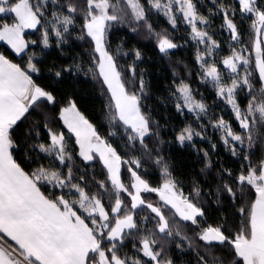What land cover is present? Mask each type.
<instances>
[{"label":"snow or ice","instance_id":"obj_1","mask_svg":"<svg viewBox=\"0 0 264 264\" xmlns=\"http://www.w3.org/2000/svg\"><path fill=\"white\" fill-rule=\"evenodd\" d=\"M197 2L198 0H146L145 4L141 0H80L79 3L77 0H63V3L60 0H0V18L13 17L11 23H0V41L6 42L16 55L26 54L29 43L35 44L36 41H26L22 33L25 29H37L45 19L48 6L53 5L56 7L51 12V20L48 23L51 34L57 37L59 46L67 43L77 15H82L81 34L76 38H90L94 43V52L99 54L96 67L114 104L112 120L122 122L131 130L132 134L128 137L130 141L139 138L143 143V138L151 133V121L141 112L139 96L127 90L115 58L106 47V36L114 23L126 21L129 12L132 21L144 22L149 32H153L152 25L147 22L149 11L162 13L173 28L177 26L179 14L191 29L190 39L205 46L204 51L197 48L196 53V62L203 69V79L211 82L217 97L231 107L244 134L235 132L223 117L215 120L212 126L223 133L221 140L234 157H239L243 151V159L250 161L249 155L243 149L246 140L248 147H252L257 121L250 117L259 113L260 121L264 123V39L261 38L264 37V0H234L232 3L212 0L216 9L212 14L223 15L221 28L229 32L232 41L240 40L239 29L233 19L237 3L241 18L251 19L249 27L254 34L252 49L256 53L255 68L260 81L258 94H253V73L247 70L251 63V54L246 56L244 52L248 49L237 50L233 47L231 55L222 60L225 69L233 74L230 83L224 82L223 74L215 63L209 64L205 60V56H211L219 45L205 28L200 27L209 24V18L199 12ZM132 30L136 31V28ZM154 34L161 53L167 55L168 50L178 47L167 34ZM49 35L48 29L41 34L40 43L44 48L49 46ZM33 56L35 53L29 55L26 68H22L0 54V264H143L137 256L119 254L125 238L134 235L138 228L137 221L134 220L135 210L146 206L158 217L156 227L159 233H166L171 237L173 232L169 219L159 207L146 204L140 196L141 191L157 193L160 200L165 205H170L181 220L199 226L198 218L204 216L202 207L183 193H177L176 181L163 158L157 157L155 161L161 165L163 184L158 188L150 187L146 180L129 168L133 180L130 191L121 182V157L111 145L97 135L93 125L77 110L71 100L66 107L61 108L60 118L68 130L75 134L80 157L90 161L94 158L92 154L96 153L107 168L108 179L116 192L111 213L105 210L99 198L95 195L90 197L79 184L71 183L73 170L67 162L72 156L67 151L64 134L54 132L47 123L44 127L47 129L50 143H38L33 147L38 148L41 153L53 156L60 165L68 166L67 175L55 168V165L52 168L41 165L28 172L17 163L12 150L18 147L14 135L19 127L18 122L26 118L30 110L38 109L42 103L56 102L55 96L33 79L31 74L40 71L33 63ZM135 56L137 60L140 59V52L136 51ZM76 67L79 68V65ZM241 67L245 69L243 74L239 70ZM128 70L132 73L134 82L135 63L129 65ZM72 71L71 67L63 68L56 71L55 76L59 78L62 73ZM139 85L143 93L145 81L142 76ZM244 89L248 90L250 99L246 108L242 109L237 97L239 91ZM176 93L179 94L176 104L178 112L186 108L197 118L206 114L207 106L192 96L187 84L181 82L173 95ZM181 100L182 104L179 103ZM32 130L29 129V135ZM36 135H40L38 130ZM200 135L189 125L180 131L176 139L183 145L185 141H192L194 136ZM215 147L213 145V149ZM204 156L205 166L202 171L211 167L206 151ZM125 162L140 167L139 160ZM218 178L222 183L217 184V200L222 192L227 193L233 201L243 198L251 191H254L255 196L248 201L247 207L238 209L246 220L241 222L240 228L233 235L225 232V225H209L197 233L208 252V256H205L197 251V264H209V257L213 264H223L220 257L212 254L214 245L231 246L236 258L231 264H264V160H261L258 166L251 163L246 167L242 166L238 174L223 168L218 173ZM42 185H52L54 189L61 190L74 189L79 193V198L68 199L63 194L52 198L42 191ZM100 187H105L103 181L100 182ZM193 191L199 198L201 189L194 187ZM121 192H127L130 196V209L125 207L120 197ZM176 235L180 236L181 240H188L189 247H192L189 237L181 235L179 231ZM157 243L154 236H144L139 241V248H136L135 244L133 248L148 258L151 264H174L173 259L166 255L163 246L159 249L155 247ZM176 246L182 247L180 244Z\"/></svg>","mask_w":264,"mask_h":264},{"label":"trees","instance_id":"obj_2","mask_svg":"<svg viewBox=\"0 0 264 264\" xmlns=\"http://www.w3.org/2000/svg\"><path fill=\"white\" fill-rule=\"evenodd\" d=\"M60 2L63 3V0ZM77 2L79 3L80 0ZM141 2L146 4V0H141ZM224 2L232 3L234 0H224ZM55 7L49 5L41 25H38L34 31L23 35L26 41H36L35 44L29 43L26 54L17 57L5 44L0 42V54L22 68H26L29 55L35 53L33 63L40 71L31 75L36 83L50 91L56 98L54 104L44 102L38 109L30 110L26 114V118L18 122L19 127L14 134L18 141V147L12 150L17 163L28 172L41 165L50 168L55 165V168H59L65 175H67L68 166H70L73 170L71 183L79 184L88 195H101V181L104 182L105 187H109L105 169L97 161L85 162L79 157L74 137L61 122L60 110L66 107L68 101L71 100L75 103L77 110L93 125L97 135L116 150L124 163L132 160L140 161L138 173L151 187L157 188L161 185V172L155 163L157 157H161L169 166L172 177L176 181V187L183 195L192 198L195 195L193 188L201 189L197 203L202 207L204 216L198 218L199 226L196 230L209 225H225V232L233 235L240 228L241 222L246 220V217L242 216L238 209L247 207L248 201L254 199L255 193L254 191L248 192L243 198L233 201L227 193L222 192L217 200V184L222 183L218 178V173L223 168H228L234 174H238L242 166L246 167L249 163L254 166L259 165L264 157V124H259L260 126L255 128L257 131L256 135H253L252 147L249 148L246 142L243 146L250 161L243 159V151L239 157H234L221 140L223 133L212 126L213 122L223 117L235 132L244 133L240 130L231 109L203 80L201 70L196 62V48L190 41L188 30L183 26H178L174 30L161 16L152 15L149 11L147 22L152 25L153 31H166L173 37L172 41L178 45L167 55L159 51L153 40L140 39L127 26L113 25L106 36V47L115 58L118 71L121 72L122 79L126 82V88L137 95L139 93L141 112L150 119L151 130L153 129V133L143 139L142 145L138 140L130 141L128 137L131 133L118 120L115 122L112 120L114 109L98 75L97 55L93 50L91 39L88 37L82 40L76 38L81 34L83 16L77 15L67 43L58 46L57 37L51 34V27L48 23ZM197 7L202 15L209 18L208 26L215 32L214 40L219 45L216 51L220 58L230 55V46L233 45L236 48L248 42L252 32L249 27L251 19L241 18L238 3L233 19L238 26L240 40L234 44H232L229 32L221 28L223 15L212 14L216 11L212 0H198ZM5 21L11 23V20L5 17L0 18V23ZM45 29L50 32L47 48H44L40 43L41 34ZM136 51L141 54V58L138 60L135 56ZM177 62L184 68L177 67ZM133 63L136 67L134 86L131 85L133 83L132 73L128 70L129 65ZM76 65H79V68ZM67 67H71L73 71L64 72L59 78L55 76L56 71ZM220 70L222 69L220 68ZM141 76L145 81L143 93H141L139 85ZM181 82L189 86L192 96L197 101H202L207 106L206 114L197 118L195 114L188 112L185 108L182 112L177 111L176 104L179 94L173 95V93L176 92V87ZM259 86V81H256V87L259 88ZM243 92L238 94L237 99L241 108L245 109L250 96ZM179 103L182 104V101ZM45 123L54 132L64 134L67 151L72 156V159L67 162L68 166L60 165L53 156L41 153L38 148L33 147L38 143H50L47 129L44 127ZM189 125L201 135L194 136L192 141H185L181 145L176 137L184 127ZM29 129H33L30 135L28 134ZM37 130L40 133L39 137L36 135ZM213 145L216 146L215 149H213ZM198 149L200 151H197ZM205 151L208 153L211 167L202 171L205 166ZM121 179L123 183H128L125 168L121 170ZM41 188L46 195H50L52 198L63 194L66 190V188L63 190L54 189L51 185H42ZM69 196L72 195L65 194L68 199ZM136 219L139 221L140 218L137 216ZM142 219L145 220V217ZM147 223L144 227L145 230L152 226V222L148 221ZM133 244L136 245L132 240H127L120 247L119 254L121 256H137L143 261V264H151L140 254L133 252ZM177 244L182 247L178 248ZM197 251L200 255L208 256L198 249L189 247L186 241L174 239L168 246L167 256L173 259L174 264H197ZM212 254L220 257L223 264H231L236 259L230 245H214ZM211 261V257H209V264Z\"/></svg>","mask_w":264,"mask_h":264},{"label":"rangeland","instance_id":"obj_3","mask_svg":"<svg viewBox=\"0 0 264 264\" xmlns=\"http://www.w3.org/2000/svg\"><path fill=\"white\" fill-rule=\"evenodd\" d=\"M175 7V6H174ZM150 13L152 15L156 14L158 16H161L167 23V18L162 14V13H157L155 10H152L150 11ZM5 18L11 20V22L13 21V17L12 16H6ZM177 19H178V23H177V26L176 28H173L169 23V26L176 30L178 28V26H183L184 28H186L188 30V35H189V38H190V32H191V29L188 25H186L184 22H183V18L181 15H177ZM113 25H119V26H127L129 27L131 30L133 28H136V31H133L140 39H143V40H153L155 42V44L157 45V37L155 36L154 33H165L167 34L171 39L173 38L170 34H168L166 31L164 30H160V31H153V32H149L147 27L145 26V23L144 22H135V21H132V18H131V15H130V12H129V16L127 17L126 21L124 23H114ZM200 27H203L205 28V30H207L209 32V34L212 36V38L214 39V31L212 30L211 27L207 25H202ZM35 29H25L24 32L22 33V35H24L25 33L27 32H32L34 31ZM262 39H264V37H261ZM253 39H254V34L253 32H251V36L248 40V42L243 45V46H240L239 47H236L237 50H241V49H248L247 52H244V55L248 56L249 54L250 55V60H251V63L250 65L248 66V71H251L253 73L252 75V83L254 85V92L253 94H258L259 93V89H260V86L259 88L256 87V81H259V74H258V71L256 70L255 68V57H256V53L255 51L252 49V44H253ZM190 41L194 44L195 48H196V53H197V48H199L201 51H204L205 50V46L204 45H199L197 44L195 41H193L192 39H190ZM2 42L3 44H5L9 49L10 51L17 57L21 56V55H16L15 52L11 49L10 46H8L6 44V42H3V41H0ZM236 43V41H232V44ZM93 44V49H94V43L92 42ZM158 47V46H157ZM233 47L235 46H230V52L232 53V49ZM159 49V48H158ZM175 49V48H174ZM174 49H170L168 50V52H171L172 50ZM218 48H216L214 51H213V54L211 56H205V60L211 64V63H215L216 67L220 70V68L222 70L221 73L223 74V79H224V82L225 83H230V77L233 75L231 74L227 69H225L223 63H222V60L225 58H220L219 55L217 54V50ZM230 53V55H231ZM163 54V53H162ZM97 55V61L99 59V54L96 53ZM165 55V54H164ZM176 66L177 67H180V68H184L182 67L183 65L180 64V63H176ZM200 70H201V74H202V77H203V69L201 68V66L198 64ZM240 72L241 74H243V72L245 71V69L243 67H241L240 69ZM99 75V73H98ZM188 76V75H187ZM189 77V76H188ZM102 80V78H101ZM204 80V79H203ZM205 81V80H204ZM103 82V80H102ZM206 82V81H205ZM208 85L210 86L211 89L214 90V92L216 93V90L215 88L213 87V84L211 82H207ZM104 84V83H103ZM186 84V83H185ZM259 84H260V81H259ZM131 85H135V82L131 83ZM104 87L109 95V98L111 100V95L110 93L108 92V89H107V86L104 84ZM130 93H132L129 89H127ZM242 91L245 92V94H248V90L247 89H244V90H241L239 91L238 94H240ZM243 92V93H244ZM138 96H139V93H138ZM182 101V100H181ZM223 101V100H222ZM224 102V101H223ZM112 103V106H113V109H114V112H115V108H114V104L113 102L111 101ZM183 103V101H182ZM225 103V102H224ZM226 104V103H225ZM227 105V104H226ZM230 109L231 107L229 105H227ZM186 109V108H185ZM187 110V109H186ZM61 119V118H60ZM250 119L252 120H256L257 121V124L255 125V128L260 124V125H263L264 123H262L260 121V116H259V113H254L252 117H250ZM61 122L62 124L65 126L63 120L61 119ZM119 122V121H118ZM125 129H127L123 124L122 122H119ZM238 123V122H237ZM239 125V123H238ZM259 125V126H260ZM65 128L68 130V128L65 126ZM254 128V130H255ZM130 133H131V130L130 129H127ZM240 130H242L240 128ZM243 131V130H242ZM256 131H253V135H256ZM68 132L74 137L75 139V143L78 147V154H79V145L77 144L76 142V136L74 133L70 132L68 130ZM153 133V129L151 130V133L148 135L150 136L151 134ZM132 134V133H131ZM247 135V134H245ZM148 136H145L143 139H145L146 137ZM103 140V139H102ZM136 140L139 141V143L142 145L141 141L139 138H137ZM247 143V140L245 141ZM93 159L90 160V161H85V162H92V161H97L98 163L101 164V166L105 169V171L107 172V178L109 176V173H108V170L107 168L104 166V163L103 161H101L100 157L98 154L96 153H93ZM80 157V155H79ZM81 159H83L82 157H80ZM263 160H264V157H263ZM122 161V160H121ZM130 162V161H129ZM156 163V162H155ZM156 165L158 166L159 168V171L161 172V176H162V180H161V185L163 184L164 182V176L162 175V169H161V165H158L156 163ZM122 168H125L126 169V174L128 176V183H124L128 189L130 191H132L131 189V184L133 183V180H132V176H131V172L129 171V168H131L133 171H136L138 175H140L138 173V168L136 167L135 164H131V163H124L122 161V163L120 164V178H121V170ZM142 178V177H141ZM143 179V178H142ZM109 181V187H104L102 188V192H101V195H98L96 196L97 198H99L101 200V203L103 204V206L105 207V210L109 213H111V207L114 205L115 203V198H116V192H115V189L113 188L110 180L108 179ZM121 182H122V179H121ZM123 183V182H122ZM73 184V183H72ZM160 185V186H161ZM52 186V185H51ZM159 186V187H160ZM151 187V186H150ZM158 188V187H157ZM176 191L177 193H182L177 187H176ZM65 194H71L72 196H69V199H78L79 198V193L78 192H75V190H71L69 188H66ZM63 193V195H65ZM90 197L91 196H94V195H89ZM140 196L142 199L145 200L146 204L150 203V204H153L154 206H157L161 209V211L163 212V214L169 219L170 221V227H171V231L173 232V235L171 237L167 236L166 233H159L156 225H157V222H158V217L155 216L154 213L151 212L150 209H148L146 206H142V207H138L136 210H135V214H134V220L137 221V224L140 223V225L138 226L137 230H135V233L134 235L132 236H128L125 238L124 240V243L127 241V240H132V242L136 243V248H139V241L142 237L144 236H154V238L158 241L157 245L155 246L157 249H159L161 246L164 247V249H166V255H167V249H168V246L171 244V242L176 239V240H181L180 236L176 235V232L179 231L181 233V235H184V236H187L191 239L192 241V247L195 248V249H198L200 250L201 252L205 253L208 255V252L206 250V246L204 245V242L203 241H200L198 236H197V233L202 231L203 229H198V226L196 225H192V223L190 221H183L180 219V217L178 215L175 214V210L171 208L170 205H165L164 202L162 200H160V197L157 193L155 192H144V191H141L140 193ZM185 196V195H184ZM68 197V196H67ZM66 197V198H67ZM120 197L121 199L123 200V203L125 205V207L127 209H130L131 208V198L130 196L128 195L127 192H121L120 193ZM187 197V196H186ZM193 200V202L197 203V197L196 195H194L192 198H190ZM198 204V203H197ZM248 205V203H247ZM122 214V213H121ZM84 215H87L86 213H84ZM137 216L140 218L139 221L136 219ZM143 217H147V219H142ZM98 218V217H97ZM152 222V226L148 227V229H144L145 225H147L148 223L147 222ZM90 223V220L88 221ZM112 222L114 223V218L112 220ZM145 230V231H144ZM183 241H186L188 244H189V241L188 240H183ZM123 243V244H124ZM105 244H107V241H105ZM138 246V247H137ZM199 246V247H198ZM136 248L133 249V252H137ZM138 254L142 256L141 253L137 252ZM146 261H149L148 258L146 257H143ZM212 260V259H211ZM211 264H213V261H211Z\"/></svg>","mask_w":264,"mask_h":264}]
</instances>
